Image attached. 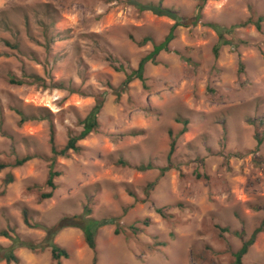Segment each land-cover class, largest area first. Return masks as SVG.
Returning <instances> with one entry per match:
<instances>
[{"label": "rangeland", "instance_id": "obj_1", "mask_svg": "<svg viewBox=\"0 0 264 264\" xmlns=\"http://www.w3.org/2000/svg\"><path fill=\"white\" fill-rule=\"evenodd\" d=\"M159 1L186 20L169 51L146 64V88L125 85L126 74L174 20L130 0H0V163L33 157L0 170V231L44 244L45 228L63 218L101 222L96 253L82 229L68 227L54 243L69 259L21 248L18 264H235L260 227L242 264H264V22L261 31L250 23L264 16V0H139ZM209 23L231 31L218 56ZM31 75L65 89L29 84ZM98 96V131L78 142L79 153L54 157L51 128L62 149ZM15 108L52 116L20 124ZM178 119L189 121L185 133ZM175 137L173 168L162 175ZM52 164L61 175L43 200ZM24 209L45 228L27 226ZM11 245L0 236L1 248Z\"/></svg>", "mask_w": 264, "mask_h": 264}, {"label": "trees", "instance_id": "obj_2", "mask_svg": "<svg viewBox=\"0 0 264 264\" xmlns=\"http://www.w3.org/2000/svg\"><path fill=\"white\" fill-rule=\"evenodd\" d=\"M205 0H203L204 2ZM132 4L138 9L139 12H145V11H150L153 14L161 17H168L172 20H174L176 23L172 27L171 31L168 33V35L165 37L164 41L161 43H153V50L145 56L139 63L138 68L135 70H131L130 73L126 74V81L125 85L129 84L131 81L134 79H139L144 87L147 88V85L145 84V77H144V72H145V66L147 63L152 62L154 64H157V57L160 55L161 52H168L170 47V43L175 39V27L178 25H181L180 22L181 20H186L185 17H181L178 13V11L165 7L161 1L158 3L155 2H147V3H142L139 2V0H130ZM198 12L202 9V5L198 6ZM199 19V18H198ZM264 22V16L258 17L257 21H250V23H254L257 27L258 31L262 30L261 24ZM209 27L213 28L219 35V40L218 44L215 47V55L218 56L219 50L222 46H228L232 44L231 40H227L224 37L223 31H227L228 33L231 32L228 29H223L220 26H216L215 24H207ZM151 41L149 38H145L143 41L139 43L140 46H144L147 42ZM112 60V59H111ZM117 70L124 71L123 65H120L119 68H116ZM30 79H32L31 82H28L29 84H37L38 86H41L43 89H65V86L61 83L59 84H47V82L40 78L39 76L31 75L29 76ZM10 83L14 85H22L24 83H27L23 80H16L13 77H10ZM77 93V90L72 89L71 93ZM104 106V98H101V96H98L96 99V103L90 113L87 115V117L82 121V126L83 130L78 134V135H71L66 143V145L62 149H58V146L55 144V131L54 128H51V137H50V145H51V152L54 155V157H67L68 153L70 151H73L75 153H79L82 148L78 146V142L81 140L86 139L89 137L92 133H95L98 131L99 128V115L103 109ZM45 112V115H39V116H27L24 111L20 110L19 108H15V112L20 116V124H24L28 121L32 120H49L52 116V113L48 109L43 110ZM179 122L184 124V128L181 132L185 133L187 131V126L189 124L188 120H182L178 119ZM136 133H132L130 135H135ZM170 136L172 137V134L170 133ZM259 144H261V140L258 141ZM176 144H177V137H175L170 146V150L168 153V161L169 165L167 167H163L160 169L161 174L164 175L167 171H169L171 168H173L172 164V157L173 154L176 150ZM33 157L27 156L21 159H17L13 164H4L0 163V170H3L7 167H21L25 165L27 162L32 160ZM123 165L125 162L122 163ZM52 167L49 172V177L47 180V185L51 188V191L49 193H44L41 195V199L43 200H48L51 199L54 195V192L57 189V186L55 185L54 181L57 177L61 175L60 172L54 171ZM140 171H147L154 169V166L152 164L148 165H142L137 168ZM201 178L200 175H198V178ZM12 180V178H10ZM160 214H162V210H158ZM88 214V212H86ZM23 218L24 222L27 226L29 227H35V228H42L44 229L45 227L41 225L40 223L38 224H32L31 223V218L29 216V211L27 209L23 210ZM80 219V220H79ZM114 224L116 223V219H113ZM101 225V222L98 220L89 218V219H83L81 216L73 218H63L60 220L56 225L53 227L45 228L46 231V236L44 238L43 243L44 244H36L33 241L30 240H23L21 239L18 235H13L10 234L9 231L7 230H1L0 231V236L9 239L12 241L11 247L8 249H3L0 247V262L6 261L8 264L19 263V258L16 255V250L21 249V248H26L31 251H44L47 248L51 249V256L53 261H56L60 263L63 259H69L70 255L68 251L57 244L54 243V238L55 236L61 232L63 229L68 228V227H75V228H80L82 229L85 237V241L88 245V247L96 253V234ZM263 230L262 228H257L251 237L245 241L240 248L238 252L235 254V264H242L243 257L247 255L249 252L250 247L255 243L256 237L259 233H261ZM120 232L118 229H116L115 234L118 235Z\"/></svg>", "mask_w": 264, "mask_h": 264}]
</instances>
